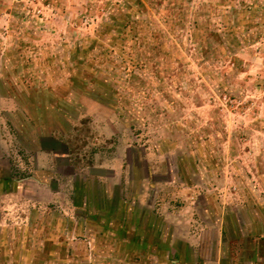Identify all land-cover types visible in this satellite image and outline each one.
Listing matches in <instances>:
<instances>
[{
    "label": "rangeland",
    "instance_id": "obj_1",
    "mask_svg": "<svg viewBox=\"0 0 264 264\" xmlns=\"http://www.w3.org/2000/svg\"><path fill=\"white\" fill-rule=\"evenodd\" d=\"M262 253L264 0H0V264Z\"/></svg>",
    "mask_w": 264,
    "mask_h": 264
},
{
    "label": "trees",
    "instance_id": "obj_2",
    "mask_svg": "<svg viewBox=\"0 0 264 264\" xmlns=\"http://www.w3.org/2000/svg\"><path fill=\"white\" fill-rule=\"evenodd\" d=\"M253 235H258V231L254 230ZM260 252V251H259ZM263 254V253H262ZM264 255V254H263Z\"/></svg>",
    "mask_w": 264,
    "mask_h": 264
},
{
    "label": "crops",
    "instance_id": "obj_3",
    "mask_svg": "<svg viewBox=\"0 0 264 264\" xmlns=\"http://www.w3.org/2000/svg\"><path fill=\"white\" fill-rule=\"evenodd\" d=\"M260 230V229H259Z\"/></svg>",
    "mask_w": 264,
    "mask_h": 264
}]
</instances>
